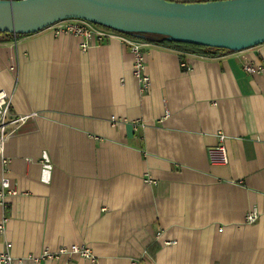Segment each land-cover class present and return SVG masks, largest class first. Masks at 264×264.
Listing matches in <instances>:
<instances>
[{
    "label": "crops",
    "instance_id": "obj_1",
    "mask_svg": "<svg viewBox=\"0 0 264 264\" xmlns=\"http://www.w3.org/2000/svg\"><path fill=\"white\" fill-rule=\"evenodd\" d=\"M58 25L0 37V90L25 117L0 150V251L11 243L13 264H264V72L244 69L264 64V43L206 57L147 41L143 92L125 44L84 51ZM73 245L94 261L61 253Z\"/></svg>",
    "mask_w": 264,
    "mask_h": 264
},
{
    "label": "water",
    "instance_id": "obj_2",
    "mask_svg": "<svg viewBox=\"0 0 264 264\" xmlns=\"http://www.w3.org/2000/svg\"><path fill=\"white\" fill-rule=\"evenodd\" d=\"M67 19L232 51L264 43V0H0V33L33 34Z\"/></svg>",
    "mask_w": 264,
    "mask_h": 264
},
{
    "label": "built area",
    "instance_id": "obj_3",
    "mask_svg": "<svg viewBox=\"0 0 264 264\" xmlns=\"http://www.w3.org/2000/svg\"><path fill=\"white\" fill-rule=\"evenodd\" d=\"M179 2H207L213 0H171ZM57 33L68 34L72 36H80L83 38L81 44L82 49L87 50L93 43H102L111 39H117L125 44L129 50L133 53L135 62L133 67V74L140 83L141 91L145 92L149 89L151 78L146 71V58L144 51V44L147 42L143 37H139L132 33H124L114 29H111L106 26L92 23L86 21L85 19H67L59 22ZM145 37V36H144ZM159 39L160 37H154ZM244 69L248 74L263 73L264 64L259 63L258 65L246 64ZM12 96L6 90H0V150H4L6 141L8 140L9 132L8 127L10 124H16L25 119L24 116H15L12 115ZM119 120L116 118L113 119V124H118ZM225 135H220L221 147L219 150L223 154V160L226 162V149L224 146ZM4 162L6 160L4 159ZM3 186L7 190L8 194H17V190L10 188V182L8 179H3ZM0 196H3L0 193ZM259 210L254 208L247 213L246 221L248 223H255L259 219ZM0 228L4 230V225L1 224ZM158 238L164 237V232L157 233ZM167 244H174L175 241L165 240ZM12 247L11 243L7 244L8 250L0 251V264H13L14 258L11 254L10 248ZM61 253L74 254L78 253L86 258L94 261V256L88 248H80L79 246L73 245L68 248L61 249ZM46 256H53L50 252H45ZM136 264V263H135Z\"/></svg>",
    "mask_w": 264,
    "mask_h": 264
},
{
    "label": "trees",
    "instance_id": "obj_4",
    "mask_svg": "<svg viewBox=\"0 0 264 264\" xmlns=\"http://www.w3.org/2000/svg\"><path fill=\"white\" fill-rule=\"evenodd\" d=\"M14 35L12 33L7 32H1V36H11ZM22 35V34H18ZM145 37H143L147 41L155 42L158 44L166 45L168 47L177 48L185 52H190L194 54H199L206 57H217L222 53L232 51L228 49H220V48H214V47H208L204 45H198V44H191V43H184V42H176V41H168L165 37L160 35H154V34H145ZM154 37H160L159 39H156Z\"/></svg>",
    "mask_w": 264,
    "mask_h": 264
}]
</instances>
